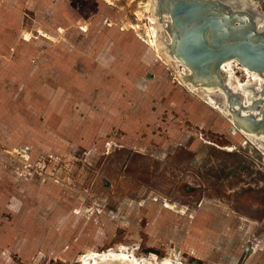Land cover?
<instances>
[{"label":"rangeland","instance_id":"374dc122","mask_svg":"<svg viewBox=\"0 0 264 264\" xmlns=\"http://www.w3.org/2000/svg\"><path fill=\"white\" fill-rule=\"evenodd\" d=\"M28 7L20 31L0 32V264H79L120 246L154 262L264 264L263 152L125 26L136 11Z\"/></svg>","mask_w":264,"mask_h":264},{"label":"water","instance_id":"95a60500","mask_svg":"<svg viewBox=\"0 0 264 264\" xmlns=\"http://www.w3.org/2000/svg\"><path fill=\"white\" fill-rule=\"evenodd\" d=\"M151 10L157 44L183 80L264 150V14L251 0H108ZM99 264H131L110 258Z\"/></svg>","mask_w":264,"mask_h":264},{"label":"bare ground","instance_id":"6f19581e","mask_svg":"<svg viewBox=\"0 0 264 264\" xmlns=\"http://www.w3.org/2000/svg\"><path fill=\"white\" fill-rule=\"evenodd\" d=\"M106 1H108V0H106ZM251 1L252 2H255L254 0H251ZM109 2L110 3H113L111 1H109ZM255 7L258 9V6L257 5ZM146 11H147V9L136 11V14H137V17H138L139 21L137 23L136 22L133 23L131 21H128V22L125 23V26H130L133 29H135L143 37V39L145 38V40L150 45H152L153 47H155V49L160 53L159 55H161L162 52L160 51V49L158 47L157 39H156L157 34H158V31H157V20H156L155 15L152 13V15L149 16V18L151 20L150 24H147V23L146 24H144V23L142 24L141 23L142 22L141 20L144 18V15H145V12ZM260 12H262V11H260ZM262 13L264 14V12H262ZM142 25L145 27L144 29L142 28ZM142 30H144L143 33H142ZM27 35H29V33H27ZM161 58H164V60L173 67V65L169 62V60L165 56H163ZM173 69L176 71L177 78L179 79V81L184 86H186L187 89L189 91H191V93H193L194 95H196L197 97H199L200 99H202V101H204L205 103L211 105L213 108L217 109L220 112V114L223 115L226 118L227 124H229L228 125L229 131H230V134L233 137V139L236 138V137H238L239 135H243L244 138H242L241 141L238 140V142L240 143V145H242L244 147H247V145L249 143H252L257 148L261 149V151L264 154V150L250 136H248L242 129H240L236 125V123L221 108H219L218 106H216L212 102L208 101L207 99L203 98L198 93H196L183 80V78L180 76V74L177 72V70L174 67H173ZM223 148L226 149V150H229V151H233L237 147L232 146V145H228V146H224ZM165 205L167 207H174L173 204L171 205L169 203H167ZM180 211L181 212H184V209L181 208ZM134 252L132 250H130L129 248L125 247V246H120L118 248H110L108 250H103V251L94 250V249H88L85 254H82V255L79 256L78 261H80L79 264H99V262L105 261V260L110 259V258H115V259H119L122 262L128 260L129 263H131V264H173L169 258L163 260L162 262H158V261L154 262L153 260H150V259L137 257L134 254Z\"/></svg>","mask_w":264,"mask_h":264},{"label":"crops","instance_id":"0c3cea01","mask_svg":"<svg viewBox=\"0 0 264 264\" xmlns=\"http://www.w3.org/2000/svg\"><path fill=\"white\" fill-rule=\"evenodd\" d=\"M34 0H0V32L8 31L10 25L20 31L24 24L25 9L31 6ZM29 8V7H28ZM7 46V40L0 35V48Z\"/></svg>","mask_w":264,"mask_h":264},{"label":"flooded vegetation","instance_id":"af4514ba","mask_svg":"<svg viewBox=\"0 0 264 264\" xmlns=\"http://www.w3.org/2000/svg\"><path fill=\"white\" fill-rule=\"evenodd\" d=\"M260 243H262V242H260Z\"/></svg>","mask_w":264,"mask_h":264}]
</instances>
